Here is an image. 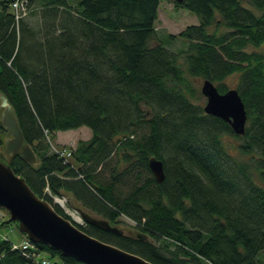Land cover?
I'll return each instance as SVG.
<instances>
[{
  "label": "trees",
  "instance_id": "16d2710c",
  "mask_svg": "<svg viewBox=\"0 0 264 264\" xmlns=\"http://www.w3.org/2000/svg\"><path fill=\"white\" fill-rule=\"evenodd\" d=\"M13 1L0 0V90L40 158L38 166L20 156L11 163L32 189L68 217L53 195L116 226L126 217L150 237L77 224L154 264H264V0H246L253 8L174 0L200 20L169 33L188 40L179 50L153 42L161 0H26L20 18ZM37 12L42 34L26 18ZM232 74L236 87L225 81ZM196 76L221 92L237 88L244 134L195 102ZM83 125L92 136L68 161L51 150L48 135ZM5 134L0 122V145ZM223 134L241 139L248 160L225 147ZM153 155L164 162L161 182L149 167ZM10 223L7 214L0 227ZM34 245L0 240V264H86Z\"/></svg>",
  "mask_w": 264,
  "mask_h": 264
},
{
  "label": "water",
  "instance_id": "95a60500",
  "mask_svg": "<svg viewBox=\"0 0 264 264\" xmlns=\"http://www.w3.org/2000/svg\"><path fill=\"white\" fill-rule=\"evenodd\" d=\"M182 1V0H179ZM202 93L207 97L204 110L229 122L236 133L244 134L248 119L245 103L237 90L221 92L210 79H204ZM0 122L6 134L0 145V207L11 221L18 223L21 232L33 242L45 243L86 264H154L147 258L113 243L103 241L78 226L75 219L61 214L47 199L39 196L24 176L11 166L20 156L38 166L40 158L21 128L16 110L5 93L0 90ZM149 167L157 181L165 178L164 162L157 156L149 158ZM86 223L106 231L121 234L124 229L111 224L109 219L78 209ZM127 231L140 239L150 235L140 230Z\"/></svg>",
  "mask_w": 264,
  "mask_h": 264
},
{
  "label": "rangeland",
  "instance_id": "374dc122",
  "mask_svg": "<svg viewBox=\"0 0 264 264\" xmlns=\"http://www.w3.org/2000/svg\"><path fill=\"white\" fill-rule=\"evenodd\" d=\"M243 4L253 8L252 5H250L246 0H243ZM217 16L219 17V14ZM26 18L29 20L30 26L35 28L36 30L39 29L40 34H42L43 20L41 18L40 13L39 12L30 13L27 15ZM199 22L200 20L198 15L193 11L185 9L183 7L175 6L174 0H161V3L159 5L158 18L155 23L157 28V37L153 39V42L155 43L163 39L164 45L169 49L179 50L181 48H186L188 46V40L186 38L181 36L179 37L178 35L176 36V39L170 38L169 33L178 34L187 25L198 24ZM214 29H215V24H212L209 27V30L213 31ZM219 29H223V28H219ZM192 81L195 87L198 89V93H197L198 97L197 99H195V102L201 104L204 107L207 101V97L201 91L204 77L196 76L192 78ZM225 81L230 87H236L238 84V74L229 75L228 77H226ZM0 111H1V105H0ZM54 134L55 135H53L52 137H49V135L46 137V141L48 142L50 141L51 150L55 151V148L57 150L67 149L70 150L72 153V150L77 146L80 140H87L92 136V130L88 126L83 125L78 128L58 130L55 131ZM222 138L225 147L230 152L239 155V157L243 160L245 159L248 160L250 154L242 155L238 152V143L241 141V139L236 138L232 134H223ZM255 155L258 156L257 153H255ZM255 177L259 180V182H263V180H261V178L258 177L257 173H255ZM60 199L64 200V203L61 204ZM53 201L59 203L63 207L65 212L77 221V219L75 218L74 206L80 207L81 205L79 203H78L79 205L72 204L73 207H71L70 204L68 203L66 195L64 196L53 195ZM0 214H2V217L4 218L7 216L6 210L1 207H0ZM92 214L95 215L96 213L92 212ZM96 216L98 215L96 214ZM121 218L123 220V223L119 224V226L124 228L125 231H131L130 230L131 228H129V224L131 223V221H129L126 217L123 216H121ZM77 222H79L82 225L86 224L84 219L79 220ZM6 237H8L11 241H14L16 243L22 240L23 232L20 231L15 221H12V223L0 227V240L5 239ZM42 256L49 259L50 254L48 251H44L42 252ZM53 259L58 260V257H55Z\"/></svg>",
  "mask_w": 264,
  "mask_h": 264
},
{
  "label": "built area",
  "instance_id": "2783aa9c",
  "mask_svg": "<svg viewBox=\"0 0 264 264\" xmlns=\"http://www.w3.org/2000/svg\"><path fill=\"white\" fill-rule=\"evenodd\" d=\"M12 6H13V10L17 18H20L22 15H24L28 11L27 6H26V0H14L12 2ZM56 151L60 153V155L63 156L66 160H67V157L70 156V154H72L71 151L67 149H62V150L56 149ZM13 246L15 248L21 247L24 250H28L29 248L35 247V245L31 243L29 240H24L21 244H14ZM34 254L37 255L35 251H34ZM43 262L46 263L45 260Z\"/></svg>",
  "mask_w": 264,
  "mask_h": 264
},
{
  "label": "bare ground",
  "instance_id": "6f19581e",
  "mask_svg": "<svg viewBox=\"0 0 264 264\" xmlns=\"http://www.w3.org/2000/svg\"><path fill=\"white\" fill-rule=\"evenodd\" d=\"M70 156H71V154H70ZM60 201L63 203L62 199H60ZM74 207H75V218L77 219V221L84 219L82 214L78 210V209H83V208L81 206L80 207L79 206H74Z\"/></svg>",
  "mask_w": 264,
  "mask_h": 264
}]
</instances>
